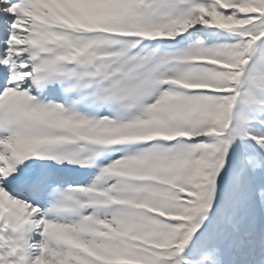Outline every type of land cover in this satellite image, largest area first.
Returning a JSON list of instances; mask_svg holds the SVG:
<instances>
[{
  "label": "snow or ice",
  "instance_id": "obj_1",
  "mask_svg": "<svg viewBox=\"0 0 264 264\" xmlns=\"http://www.w3.org/2000/svg\"><path fill=\"white\" fill-rule=\"evenodd\" d=\"M0 264H264V0H0Z\"/></svg>",
  "mask_w": 264,
  "mask_h": 264
}]
</instances>
